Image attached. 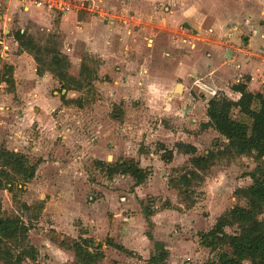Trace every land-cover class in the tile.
I'll use <instances>...</instances> for the list:
<instances>
[{"label": "rangeland", "instance_id": "rangeland-1", "mask_svg": "<svg viewBox=\"0 0 264 264\" xmlns=\"http://www.w3.org/2000/svg\"><path fill=\"white\" fill-rule=\"evenodd\" d=\"M80 1L87 8L89 1ZM173 1L168 6L164 0L159 7L160 0H154L153 5L142 8L153 11L154 19L159 20L162 15L155 14L161 10L167 13L164 7L185 8L182 2ZM232 3L220 0L218 6L229 4L231 14L237 15ZM209 10L207 7L204 11ZM221 10L227 11L223 7ZM171 20L167 33L177 35V19ZM243 38L244 34L241 41ZM36 40L43 48L59 51L55 39L37 36ZM145 42L135 56L141 61L152 55ZM80 59L73 61L68 73L79 80L81 66L85 67L83 90L65 94L59 84L46 89L47 100L56 97L61 101L60 96H66L69 102L61 101L60 108L38 106L31 94L36 90L29 86L18 89L14 83L0 82V149L22 130L21 104L30 109L39 107L43 112L36 126L27 129L23 142L12 140L10 151L37 163V171L23 191H13L14 197L7 190L0 192L1 214L19 217L27 226L26 245L36 249V264H81L72 247L80 239H91L89 250L96 255L94 264H146L154 253L148 233L168 251L165 264H218V255L228 248L212 251L201 241L209 236L220 216L235 206H245V200L235 191L251 184L249 175L256 170L251 155L232 154L225 138L202 127L207 117L189 118L188 110L180 113L181 105L167 100V93H180L175 90L178 80L166 81L167 75L158 77L160 83L145 98L137 82L127 81L128 72L121 79L122 88L115 89L109 74H113V62L104 68L101 58L88 52L81 53ZM145 64L140 62L141 66ZM5 66L0 57L1 74ZM24 93L30 102L20 101ZM236 94L219 92L234 102L232 121L245 127L247 120L241 113L245 99ZM188 141L194 143L195 153L176 148L178 143L190 145ZM164 151H172L170 163L161 159ZM207 152L214 153L216 159L201 172L193 166L191 157L203 158ZM121 161H137L147 173L146 180L135 186L120 169L110 174L107 168ZM191 171L198 177L190 176L189 185L178 182ZM145 211L151 213L149 222ZM263 216L254 214L252 223ZM224 231L233 234L236 227H225Z\"/></svg>", "mask_w": 264, "mask_h": 264}, {"label": "crops", "instance_id": "crops-1", "mask_svg": "<svg viewBox=\"0 0 264 264\" xmlns=\"http://www.w3.org/2000/svg\"><path fill=\"white\" fill-rule=\"evenodd\" d=\"M53 1L50 6L34 7L9 0L0 10V57L5 65L12 67L13 81L18 89L29 86L36 90L31 94L32 101L38 106L61 107L58 98L47 100L45 97L46 89L52 90L58 82L49 72L37 75L32 57L19 50L14 40L18 31L36 43L37 36L57 40L59 52L67 57L70 65L76 59L80 61V54L86 52L97 54L104 68L113 62L114 71L109 74L113 76L117 90L122 88L121 79L127 72V81L137 82L145 98H149L148 92L160 83L158 77L167 75L166 81L178 80L180 93H167V100L180 104V113L188 110L189 118H206L208 101L219 92L228 96L233 91L230 88L238 83L245 84L247 94H260L264 98V0H233L237 15L231 14L229 4H221L227 11L221 10L222 7L218 6L220 0H178L185 4V8L164 7L165 13L159 8L164 1L160 0L157 9L161 12L155 14L162 15L159 20L154 19L153 11L148 13L142 8L153 5L154 0H88L87 8L80 0ZM166 1L168 6L174 3L173 0ZM61 3L69 5V9H61ZM207 7L211 10L205 12ZM172 18L178 22L177 35L167 33ZM233 23L241 27L243 41L239 33H235L231 42L224 39ZM180 24L184 26L181 28ZM157 35L160 37L155 40ZM149 36L151 39H147ZM144 41L152 55L151 59L147 57L141 61V57L136 59L135 56ZM140 62L146 64L141 66ZM26 95L20 96L22 103L30 102ZM119 95L125 98L120 92ZM236 95L243 98L239 93ZM247 98L245 95V104ZM20 108L22 130L9 137L7 150H11L12 140L23 142L27 129L36 126L42 118L39 107L30 109L21 104ZM205 122L204 119L202 123ZM188 143L194 145L191 141Z\"/></svg>", "mask_w": 264, "mask_h": 264}, {"label": "trees", "instance_id": "trees-1", "mask_svg": "<svg viewBox=\"0 0 264 264\" xmlns=\"http://www.w3.org/2000/svg\"><path fill=\"white\" fill-rule=\"evenodd\" d=\"M14 40L19 50L32 57L36 64L37 75L45 71L52 74L60 85L61 92L84 89L83 67L80 70V79L77 80L68 73L69 61L58 50L43 48L30 36L19 31L14 34ZM3 69V74L0 71V82L13 84L12 67L6 65ZM232 90L244 99L245 95L248 97L249 102L247 101L244 109L241 110L247 120L245 127L232 121L231 113L234 102L225 95H215L208 101L207 119L205 123H202V127L211 128L225 138L226 148L233 152L232 154L251 155L256 163V170L249 175L251 184L235 191L239 198L245 200V206H235L220 216L209 236L202 240L201 244L212 251L219 247L228 248V252H221L218 255V264H264V216L252 223L254 214L264 213V98L260 94H247L244 83L236 84ZM60 99L63 104L69 102L64 94L60 96ZM176 148L185 149L186 153L196 151L194 146L183 143L176 144ZM164 154L161 159L170 163L173 157L172 151H164ZM215 159L214 153L207 152L203 158L191 157V163L197 170L204 172L210 168ZM107 169L110 174L120 169L123 174L129 175L134 180L135 186L141 185L147 178L146 171L135 162L121 161ZM36 171L37 163L32 164L24 154L6 148L0 149V192L7 190L13 194V191H23L24 186L34 179ZM190 176L198 177L195 172L191 171L189 175L181 176L178 182L189 185ZM1 212L0 204V263L36 264V249L26 245L27 226L19 217L3 216ZM144 213L149 222L151 213L146 211ZM225 227H236V232L227 234L224 231ZM147 238L153 244L154 253L146 264H165L168 251L163 243L155 241L150 233L147 234ZM91 242V239H80L72 246L75 257L81 264L96 262V255L89 250V246H92Z\"/></svg>", "mask_w": 264, "mask_h": 264}, {"label": "built area", "instance_id": "built-area-1", "mask_svg": "<svg viewBox=\"0 0 264 264\" xmlns=\"http://www.w3.org/2000/svg\"><path fill=\"white\" fill-rule=\"evenodd\" d=\"M9 0H0V10L3 9V7L5 6V4L8 2ZM22 4H27V5H31L34 7H39V6H50L51 4H53V0H17ZM55 4V3H54ZM59 7L61 9L64 10H68L69 9V5H64V3H61L59 5ZM235 33H239L240 35L242 34L241 31V27L237 24V23H233L229 29L227 30V32L224 35V39H226L227 42H231L232 39L234 38ZM242 37V35L240 36V38ZM241 53V52H239ZM243 55H245L244 53H242ZM1 87V86H0Z\"/></svg>", "mask_w": 264, "mask_h": 264}, {"label": "water", "instance_id": "water-1", "mask_svg": "<svg viewBox=\"0 0 264 264\" xmlns=\"http://www.w3.org/2000/svg\"><path fill=\"white\" fill-rule=\"evenodd\" d=\"M180 87H181L180 84H178L176 90L179 91Z\"/></svg>", "mask_w": 264, "mask_h": 264}]
</instances>
